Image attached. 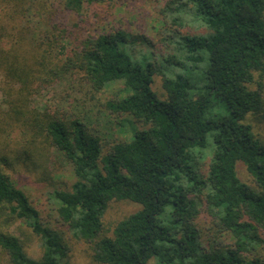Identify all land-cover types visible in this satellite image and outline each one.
Wrapping results in <instances>:
<instances>
[{
  "label": "trees",
  "instance_id": "16d2710c",
  "mask_svg": "<svg viewBox=\"0 0 264 264\" xmlns=\"http://www.w3.org/2000/svg\"><path fill=\"white\" fill-rule=\"evenodd\" d=\"M26 1L0 0L9 8L0 37ZM57 2L80 18L87 7L116 1ZM158 14L155 40L105 26L77 35L69 49L62 29L47 34L46 47L28 51L18 40L0 50L10 85L9 108L0 112V251L8 264H66L64 238L43 224L9 173L23 164L52 183L45 162L55 154L74 178L52 192L57 215L93 261L264 264V136L246 120L264 111V0H163ZM71 71L92 95L117 86L100 109L113 124L110 134L87 115L28 107L36 80ZM239 162L251 184L240 179ZM123 200L140 207L106 223L111 203ZM18 221L40 239L39 257L11 232Z\"/></svg>",
  "mask_w": 264,
  "mask_h": 264
},
{
  "label": "rangeland",
  "instance_id": "374dc122",
  "mask_svg": "<svg viewBox=\"0 0 264 264\" xmlns=\"http://www.w3.org/2000/svg\"><path fill=\"white\" fill-rule=\"evenodd\" d=\"M115 1L111 4L103 2L92 9L87 7L84 14L79 18L62 12L57 0H27L20 13L18 9L15 11V16L4 22L2 21L8 32L0 37V50H7L12 44L18 45V40H21L23 47L28 51H32L33 47L37 46L39 42H42V47H46L48 36H52L47 34H60L62 29L65 37V40H63L64 45H62L68 49L73 45V42L70 45L71 40L73 41L77 35L79 38L82 32L94 33L95 29L99 30V28L105 26L126 28L133 33L156 39V33L160 26L158 11L163 0ZM7 9L9 8L0 2V17H3ZM11 11L13 14V10ZM77 20L79 21V27L75 28L74 24ZM57 50L56 47L52 54H55ZM39 73L40 70L36 72V74ZM3 82V74L0 72V112L7 110L10 105L8 103L10 85ZM262 82H264V79H262ZM34 87L35 90L28 100V107L31 110L46 109L48 112L71 110L74 114L87 115L88 119L99 125L107 134L112 132L113 124L108 121L110 118L105 117L100 109L102 102L115 95L117 86L109 88L103 93L92 95L83 80L82 74L71 71L53 81L36 80ZM154 89L162 92L158 77L154 82ZM246 120L252 122L254 130L264 136V111L257 114H248ZM18 132L19 130L16 129L11 138H17ZM118 133L117 131L116 134L118 135ZM22 165L16 164L9 173L12 174L17 185L26 191L39 210L43 224L57 231L64 238L65 243L69 246L68 255L64 259L66 264H102L92 260L88 245L72 237L67 226L63 224L56 212L52 192L55 188L67 189L71 186L74 179L71 165L59 158L57 154L52 158H48L45 166L48 167L51 177L54 178L52 183L49 180L44 182V175L40 171L30 170ZM237 172L242 181L252 183L251 175L242 162L237 164ZM138 207L140 205L131 201L112 202L104 221L108 224L112 223ZM199 220L201 225L208 226L209 218L205 214H202ZM11 232L24 239L26 251L31 256H40L42 251L40 239L26 224L18 221L12 226ZM261 248L260 250L264 254V248ZM4 255L0 251V264H8L7 257Z\"/></svg>",
  "mask_w": 264,
  "mask_h": 264
}]
</instances>
